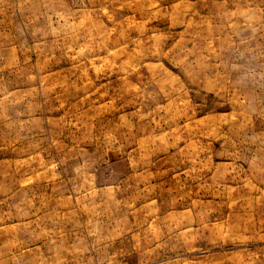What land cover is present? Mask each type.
<instances>
[{
  "label": "rangeland",
  "instance_id": "1",
  "mask_svg": "<svg viewBox=\"0 0 264 264\" xmlns=\"http://www.w3.org/2000/svg\"><path fill=\"white\" fill-rule=\"evenodd\" d=\"M0 264H264V0H0Z\"/></svg>",
  "mask_w": 264,
  "mask_h": 264
}]
</instances>
